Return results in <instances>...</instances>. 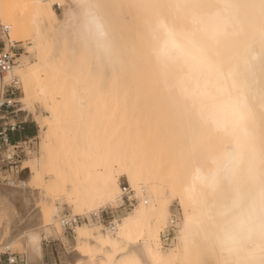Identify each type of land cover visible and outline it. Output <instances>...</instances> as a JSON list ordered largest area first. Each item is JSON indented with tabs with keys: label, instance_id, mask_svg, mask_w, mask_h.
I'll return each mask as SVG.
<instances>
[{
	"label": "bare ground",
	"instance_id": "bare-ground-1",
	"mask_svg": "<svg viewBox=\"0 0 264 264\" xmlns=\"http://www.w3.org/2000/svg\"><path fill=\"white\" fill-rule=\"evenodd\" d=\"M61 1L0 0L29 38L0 79L20 87L19 110L38 107L39 139L26 178L0 175V251L40 264L62 202L93 221L124 175L136 203L110 225L77 222L69 264H264V0H72L51 28ZM85 2L102 39L69 27Z\"/></svg>",
	"mask_w": 264,
	"mask_h": 264
},
{
	"label": "rangeland",
	"instance_id": "rangeland-1",
	"mask_svg": "<svg viewBox=\"0 0 264 264\" xmlns=\"http://www.w3.org/2000/svg\"><path fill=\"white\" fill-rule=\"evenodd\" d=\"M74 6V3L72 0H62L61 4L57 5V3H51L50 5V11H51V16L48 15L47 17V24L53 28L55 21L60 20L63 15L68 14L70 9ZM4 24L2 20L0 19V49L4 47L5 44H13L17 48V57L20 56L21 53H25L26 50V45L27 41H29L28 35H23V33L20 30L14 29L12 30V35L10 34L8 28L3 29ZM9 48V47H8ZM12 84V83H11ZM17 86L14 94V98L17 99L20 98L22 92L20 87ZM16 106H21L20 102L15 103ZM38 108V107H37ZM34 110L32 112L31 110L24 109L23 111L18 112V118L19 119H24L25 121L22 123V127L18 130L13 132L12 137L13 139H18V138H23L24 136L29 138L30 140H27L28 143V148L26 150V155L22 158L21 164H18L16 168L19 169L17 176L20 179H24L27 176L26 168L24 165L26 164V159L32 155V153H37L38 152V136H37V131H38V126L35 119V114L37 113L38 109ZM24 161V162H23ZM21 166V169H20ZM15 169V167H13ZM7 171H3L0 173V175H6ZM14 176V175H12ZM14 176V177H17ZM119 185L122 186L125 184L127 187H129L126 178L124 175H121L119 177ZM130 188V187H129ZM129 194L132 196L130 199L131 203H128L126 199H124V203L119 205L116 204H106L105 209L107 210L106 213L103 216V219L101 223L103 225H107L109 221H111L113 218H118L119 216H122L123 214L126 213V211H129L131 207L136 203V198L132 195V191L129 192ZM118 202V201H117ZM120 202V201H119ZM117 205V206H115ZM6 210L9 214V226L10 228H13V224L15 225L18 223V214L15 213V209L19 210L18 205L14 204V206H11L7 203H5ZM101 210V209H100ZM72 212L71 205L68 202H62L61 207L58 211V215H60L62 212ZM91 212V211H90ZM169 212L170 216H175L176 218L178 217V220L175 223L174 229H170V233L168 235V240L167 243H163L160 237V241L162 242V245L164 247H170L173 244L174 241V236H175V229L177 223L180 221V208L179 205L177 204L175 199H172L171 202L169 203ZM86 215L92 214L93 218V213H85ZM17 215V216H16ZM83 218L82 221H86V218L84 215L80 214ZM89 221L87 223H98ZM80 222V223H81ZM168 224V223H167ZM166 227V226H165ZM164 227V228H165ZM163 228V229H164ZM0 230H2V227H0ZM161 234V233H160ZM43 236V234H42ZM41 257H40V264H69L71 261L72 257V249L75 246V239H74V232L73 230H64L60 232L58 236L56 235H51L48 236L47 238H41ZM12 250L18 251L16 248H11ZM22 251V249L20 250Z\"/></svg>",
	"mask_w": 264,
	"mask_h": 264
},
{
	"label": "built area",
	"instance_id": "built-area-1",
	"mask_svg": "<svg viewBox=\"0 0 264 264\" xmlns=\"http://www.w3.org/2000/svg\"><path fill=\"white\" fill-rule=\"evenodd\" d=\"M3 29H6V27ZM17 54V48L13 44L9 48L2 47L0 49V76L13 66ZM15 85L17 84L14 80L5 82L0 79V173L13 167L16 168L18 164H21L22 158L26 155L28 148L27 140H30L26 136L18 139H13L12 137L13 132L18 131L25 121L24 119L18 118V112L21 110L15 104L17 102L14 98L17 88ZM121 190V201L119 205L124 203V199L128 203H131L130 199L132 196L129 194L130 188L123 184ZM106 211L103 208L98 214H93L94 220L101 222ZM59 218L63 229L70 231L73 230V226L77 222H80L83 217L80 214H73L72 212L66 211L62 212ZM112 220L107 225H110ZM176 221L177 218L171 216L169 224L160 232L163 243H167L169 231L170 229H174ZM0 264H27L25 253L23 251L12 250L7 246L0 251Z\"/></svg>",
	"mask_w": 264,
	"mask_h": 264
},
{
	"label": "clouds",
	"instance_id": "clouds-1",
	"mask_svg": "<svg viewBox=\"0 0 264 264\" xmlns=\"http://www.w3.org/2000/svg\"><path fill=\"white\" fill-rule=\"evenodd\" d=\"M84 12L78 16L70 17L69 27L76 24L81 29L82 38H86L87 34L92 33L99 39H102L106 34L103 29V24L90 10V6L85 2ZM101 54H104L105 49L100 47Z\"/></svg>",
	"mask_w": 264,
	"mask_h": 264
}]
</instances>
